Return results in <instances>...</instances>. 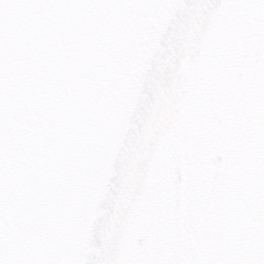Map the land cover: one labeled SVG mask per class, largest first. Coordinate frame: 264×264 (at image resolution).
Returning <instances> with one entry per match:
<instances>
[{"label": "water", "instance_id": "water-1", "mask_svg": "<svg viewBox=\"0 0 264 264\" xmlns=\"http://www.w3.org/2000/svg\"><path fill=\"white\" fill-rule=\"evenodd\" d=\"M254 245L264 0H33L5 28V264H239Z\"/></svg>", "mask_w": 264, "mask_h": 264}, {"label": "snow or ice", "instance_id": "snow-or-ice-1", "mask_svg": "<svg viewBox=\"0 0 264 264\" xmlns=\"http://www.w3.org/2000/svg\"><path fill=\"white\" fill-rule=\"evenodd\" d=\"M32 3L33 0H0V35L6 27L18 26ZM0 264H5L2 258ZM239 264H264V245L250 247Z\"/></svg>", "mask_w": 264, "mask_h": 264}]
</instances>
